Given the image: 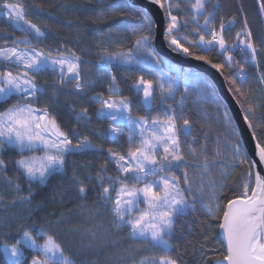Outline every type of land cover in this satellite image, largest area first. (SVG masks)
<instances>
[{"label": "snow or ice", "instance_id": "snow-or-ice-1", "mask_svg": "<svg viewBox=\"0 0 264 264\" xmlns=\"http://www.w3.org/2000/svg\"><path fill=\"white\" fill-rule=\"evenodd\" d=\"M93 2L99 7L103 0H87ZM148 3L161 11L162 28L134 6L110 5L99 14L85 8V15L95 16L93 24L113 17L138 23L131 36L122 32L121 39H113L110 26L94 46L81 48L79 25L75 44H46L49 25L33 22L23 0H0V18L7 21L0 30V186L14 194L11 207L28 209L31 218L44 203L34 202L33 189L59 177L61 199L72 196L84 202L83 209L94 195L87 215L108 217L103 231V225L69 229L80 235L79 262L50 233L65 223V213L19 223L14 231L5 221L3 264H100L98 253L109 247L120 250L104 264H188L187 255L198 264H264V136L257 135L264 129V103L255 102L254 90L246 87L251 66L264 93V34L254 33L243 4L229 14L222 0ZM34 8L37 15L45 11L42 4ZM256 9L264 20V0H256ZM161 34L170 51L224 78L251 129L255 159L238 139L229 111L215 99L213 85L198 73L166 65L155 51ZM193 80L197 90L189 102ZM73 96L98 106L69 103ZM61 97L74 121L68 129L57 114ZM210 104L212 122L219 126L214 141L211 127H197ZM9 152L15 156L6 158ZM88 154L101 159H70ZM214 228L223 240L218 248L209 242ZM112 236L125 238L127 246L109 243ZM185 237L196 243L182 244Z\"/></svg>", "mask_w": 264, "mask_h": 264}, {"label": "trees", "instance_id": "trees-1", "mask_svg": "<svg viewBox=\"0 0 264 264\" xmlns=\"http://www.w3.org/2000/svg\"><path fill=\"white\" fill-rule=\"evenodd\" d=\"M23 2L25 3L26 7L30 8L28 16L33 20V22L49 25L51 31L49 32V39L45 41L46 44H52L54 40H67L70 44H75L77 42V28L75 27V25H79L80 43L78 46L81 48H90L94 46L95 41L100 40L107 34L110 26L112 27L113 31V39L119 40L121 39L122 32L126 36H131V28L138 23V21L133 20L130 17H113L102 23L98 22L96 24H93L92 19H94L95 16L84 14L85 8L94 10L96 14H99L102 10H107L110 5H117L119 7L125 8L126 10H133V8H129L130 4L128 0H103V3L99 7L95 2L91 4L87 3V0H35L33 3L29 2L28 0H23ZM222 3L226 6L225 10L229 14L236 12L238 4H243L248 15L249 23L252 26L254 33L258 37L261 34H264V20H262L257 13L256 0H222ZM36 4H42L45 8V11L40 15L36 14V9L34 8V5ZM134 9L142 10L138 7H134ZM70 21L74 26H68ZM5 28H7V26H0V30H3ZM124 29H127V31L124 32ZM17 35L20 34L17 33ZM0 43H2V41H0ZM125 43H127L126 40ZM88 58L94 59L91 56ZM239 58V55H237V59ZM260 59L262 62H264V55H262ZM166 65L170 64L166 62ZM163 71L165 74H168L167 67H165ZM248 73L249 79L246 87L252 88L254 90L255 94L252 99L258 103H264V93L260 92L256 84L257 70L249 66ZM152 75H155V73H152ZM225 84L228 88L226 81ZM121 87L126 91V84H122ZM183 87L184 80L183 76L181 75V91L183 90ZM92 94L94 93H89V95ZM64 99L65 97H61L62 107L59 109L57 114L59 116L62 127L64 129H68L69 127H71L74 121L72 120V113L68 110V106L63 104ZM67 99L69 100V103L75 100L77 105L83 103L85 104V106H88L93 110L98 106L90 100L85 99L84 101H81L75 96L68 97ZM215 99L221 102L218 95H216ZM191 101L192 98L189 97V102ZM0 110H2V107H0ZM197 127L201 128L203 131H207L209 127L213 128L214 124L211 122V124L209 125L206 120H202L197 125ZM257 135L264 136V129H258ZM14 156L15 153L13 152L6 153V158ZM70 159H75L78 162H82L89 159L97 161L101 159V157L88 154L83 157H71ZM13 171L14 169L10 166L9 174L11 175ZM238 174L239 172L236 173V176ZM59 182L60 178L57 177L53 179L47 186L33 189L36 195V200L34 202L43 201L44 203L43 211L37 213L36 216H32L31 218H29L28 209L20 206L11 207L10 201L14 198V194L7 188H3L2 186H0V195H3L5 197V206L0 207V233L4 231L5 221H7L8 229L14 231L18 227L19 223L28 224L38 217L48 216L53 212H55L56 215L65 213V223L51 228L50 233L54 235L56 240L63 245L66 255H69L71 258L79 262L82 259V253L79 248L80 235L71 233L69 229L80 228L81 230H87L95 229L103 225V228L101 229V231H103L108 227V217L103 213L96 218H91L87 215V209L91 208L92 203L95 199L94 195H90L88 201L86 202L87 207L83 209L80 207V205L84 202L72 196L61 199V189L56 187ZM21 183L23 187H27L26 183L23 180V177H21ZM69 210H71L70 214ZM188 239H192L193 243H196V240L192 237H185L184 240L181 241V243H185ZM112 240L119 241L121 247H126L128 243L127 240L121 236L109 237L108 242L110 243ZM209 242L215 248H218L222 243L218 228H214L212 230V233L209 234ZM119 250L120 249L109 247L107 251L98 253V256L96 258L100 261V264H104V262L109 257L115 256L116 252ZM189 252H191V248H189ZM26 255H28V253H26ZM185 259L187 260L188 264H198V259L193 258L191 255H187ZM0 264H3L2 259H0Z\"/></svg>", "mask_w": 264, "mask_h": 264}, {"label": "water", "instance_id": "water-1", "mask_svg": "<svg viewBox=\"0 0 264 264\" xmlns=\"http://www.w3.org/2000/svg\"><path fill=\"white\" fill-rule=\"evenodd\" d=\"M130 6L138 7L146 12L155 20L159 26L162 28V13L157 6L148 3V0H128ZM155 51L161 56V58L168 64L177 67L179 69H188L191 72L198 73L204 78H206L215 88L216 93L229 111L230 117L232 118L233 124L236 128L237 135L240 142L244 145L246 153L255 159L254 153V140L252 139L251 129L243 121V113L240 110L239 105L235 102L232 94L227 91V86L225 84L224 78L219 75L210 66L205 65L201 62L191 60L190 58L183 57L170 51L165 41L163 40L162 34L157 35L155 40ZM259 170V168H258ZM219 236L222 240V236ZM223 243V240H222Z\"/></svg>", "mask_w": 264, "mask_h": 264}, {"label": "rangeland", "instance_id": "rangeland-1", "mask_svg": "<svg viewBox=\"0 0 264 264\" xmlns=\"http://www.w3.org/2000/svg\"><path fill=\"white\" fill-rule=\"evenodd\" d=\"M29 2H34L35 0H28ZM0 26H7V21L3 18H0ZM177 69V68H176ZM189 91H190V96L192 98V100L195 99V93H196V90H197V86H196V81H191L189 83ZM207 113H208V117L206 119V121L209 123V125L211 124L212 120H213V117H214V113H215V108L213 105H209L206 109ZM213 123V122H212ZM219 126L214 124V127L212 128V140L214 141L215 140V131L216 129L218 128ZM215 148V144L214 143H210L209 144V149L210 150H213ZM239 176V174L237 175V177Z\"/></svg>", "mask_w": 264, "mask_h": 264}]
</instances>
